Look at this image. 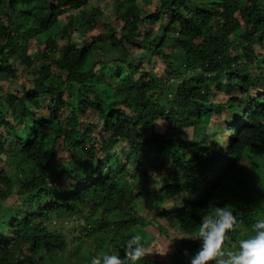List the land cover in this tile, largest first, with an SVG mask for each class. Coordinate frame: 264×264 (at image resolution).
I'll return each mask as SVG.
<instances>
[{
	"label": "trees",
	"instance_id": "obj_1",
	"mask_svg": "<svg viewBox=\"0 0 264 264\" xmlns=\"http://www.w3.org/2000/svg\"><path fill=\"white\" fill-rule=\"evenodd\" d=\"M35 1L0 0V70L19 83L0 86V264L65 263L55 218L86 220L122 260L139 233L147 264H190L217 208L235 218L221 251L237 241L264 194L243 168L248 148L264 155V0H116L111 21L91 0ZM84 8L101 29L76 39L69 11ZM53 27L65 41L37 44ZM229 183L241 191L219 199ZM154 230L172 231L165 257L147 242Z\"/></svg>",
	"mask_w": 264,
	"mask_h": 264
},
{
	"label": "rangeland",
	"instance_id": "obj_2",
	"mask_svg": "<svg viewBox=\"0 0 264 264\" xmlns=\"http://www.w3.org/2000/svg\"><path fill=\"white\" fill-rule=\"evenodd\" d=\"M115 1L116 0H91L90 4L93 6L95 5L101 6V9L103 11L101 15L102 18H106L108 21H111L110 17L113 18L112 14L114 12ZM155 1L156 0H138V6L145 7L147 9L152 10ZM42 3H43V0L35 1L32 6V9H36ZM69 12L71 14L70 17L72 16L73 28L75 29L73 36L76 39L77 37L83 34L85 35H87V33L93 34L101 29V26H97L94 29H89V26L86 21V16L88 13L87 8H84L81 10H71ZM70 17L68 16H64V18L62 17L61 18L62 23L64 24ZM100 23L101 25H104L105 22L102 23L100 20L99 24ZM149 25L150 24H148V22L145 21L142 26L146 28ZM59 28L60 27H56V28L53 27L52 29L48 30L47 34H43L42 36L35 37L34 40L37 41V44H38V43H42L48 35H55L56 41H58L59 43H63L65 39L61 38L62 36L60 34L61 31ZM31 44L32 42L29 44L28 50H31V47H32ZM107 44L108 43H103L105 48H109ZM109 56L110 55L108 51L106 50H100V52H97L95 54L96 58H101V59H107ZM133 57L135 58L144 57V58L149 59L151 63L157 62V60H161L160 55H154L150 57L149 53L146 50L133 51ZM10 60H13V58H11ZM15 70L17 74L22 73L21 76L23 79H28L32 77L28 73H26L25 66L22 64H20V67L16 68ZM158 71H161V69H158L157 67V72ZM18 84L19 83L17 80L10 79V78L8 79L3 69L0 70V86L3 89H7V90L17 89ZM208 134L210 135V138H214V137L217 138L218 136V134L217 135L213 133H208ZM196 135L199 139H202L203 137L206 136L202 134V128L197 129ZM245 156H246V160H245L243 168H244V175L246 176L247 180L257 186L264 185V155L260 156L256 154L254 150L248 148ZM228 188H230L229 195L226 194L227 191L225 189L223 193L219 195V199L223 200L227 196H233V195L236 196L237 193L241 191V186L239 183L238 184L229 183ZM125 195H126V198H130V189L128 187L125 188ZM144 200L147 203H150V200H147V199H144ZM215 200H217V197H215ZM138 206H141V201L138 202ZM249 207L251 209L249 221H246V222L241 221L239 223L237 228L242 229V230H240V233L238 234L237 241H239L241 238L254 234L256 221L260 219H264V194L262 196L256 197L253 201H251V203L249 204ZM251 220H252V223H251ZM85 221L86 220L80 219L78 217L72 218L70 220L61 219V218L53 219L52 222L54 225V229L61 230L67 239L68 251L64 253V257L66 260H65V263L63 264H87V261L89 259L92 260L93 257L100 258L101 262H103V257L106 254L107 255L117 254L116 252L117 246H115L111 242L105 241V242H102L101 244H97L96 243L97 241L95 239L91 240L85 235L86 231H85L84 226L87 224ZM169 233H170L169 235L171 236L172 231H170ZM169 235H166L163 233L160 234L158 230H154L151 239L147 242L149 243L152 240H156L154 243H151L152 244L151 246L157 250V252H155V256L161 254L162 256L165 257L164 255L165 252L167 251L170 252L174 248V244L171 243L169 239L170 238ZM78 238H81V240H79ZM191 238L194 241L198 240V238L195 236H192ZM82 240H85V241L82 242ZM237 241L236 240L233 242L229 241L228 245H226V243L223 245L224 246L223 252L225 253V256H227V253L229 251L238 250ZM141 243L143 244V241H141ZM162 248H164L163 251L161 250ZM225 256L222 258L225 259ZM144 258H147V254L145 255ZM144 258L141 261H139L138 264H147L146 260L144 261ZM210 264H215V261L211 262Z\"/></svg>",
	"mask_w": 264,
	"mask_h": 264
},
{
	"label": "clouds",
	"instance_id": "obj_3",
	"mask_svg": "<svg viewBox=\"0 0 264 264\" xmlns=\"http://www.w3.org/2000/svg\"><path fill=\"white\" fill-rule=\"evenodd\" d=\"M234 224L235 218L226 208H217L214 213H209L208 218L196 229L202 239V246L190 264H206L211 260H215V264H264V219L256 221L254 234L239 240L238 250L229 251L227 259L222 258L225 256L221 251L225 232L232 229ZM142 239L143 237L136 233L126 242V260L117 255L106 254L103 264H138L146 255ZM91 264H101L100 258L93 257Z\"/></svg>",
	"mask_w": 264,
	"mask_h": 264
}]
</instances>
